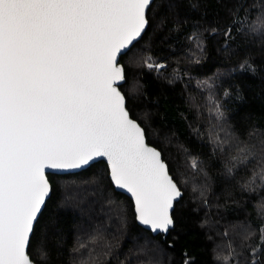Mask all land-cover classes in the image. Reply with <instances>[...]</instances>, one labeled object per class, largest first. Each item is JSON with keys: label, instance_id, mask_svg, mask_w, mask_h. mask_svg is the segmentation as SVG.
Returning a JSON list of instances; mask_svg holds the SVG:
<instances>
[{"label": "snow or ice", "instance_id": "1", "mask_svg": "<svg viewBox=\"0 0 264 264\" xmlns=\"http://www.w3.org/2000/svg\"><path fill=\"white\" fill-rule=\"evenodd\" d=\"M204 62L215 69L197 83L205 103L189 101L197 116L207 109L209 127L205 136L188 126L207 153L175 131L161 136L158 113L142 108L147 74L190 83L180 65ZM256 81L264 0H0V264L60 259V210L73 207L61 174L97 164L84 183L116 206L119 228L88 243L77 235L70 264H145L141 254L163 264L201 211L200 227L215 230L213 264H264V125L246 110ZM180 264L199 261L184 251Z\"/></svg>", "mask_w": 264, "mask_h": 264}, {"label": "trees", "instance_id": "2", "mask_svg": "<svg viewBox=\"0 0 264 264\" xmlns=\"http://www.w3.org/2000/svg\"><path fill=\"white\" fill-rule=\"evenodd\" d=\"M214 5V0H213ZM175 67V65H173ZM181 69L187 68L190 72L191 82L188 83V77L184 78L183 83L175 85H168L163 80H155L153 74H147L145 79L147 81V101L142 108L149 112H157L153 117L154 125L160 129L161 136L170 135L173 131L177 133V137L181 143L193 149V151H200L207 153L208 147H201V144H206L207 141H201L197 138L189 124L191 123L195 128H199L202 133H207L209 127L208 112L206 108H201V115L197 116L196 109L192 107L189 101V94L196 97V102L203 105L205 103L204 97L208 95L206 90L197 88V83L206 79L215 71L214 68L209 70L210 65L204 62L203 66L186 64L180 65ZM171 69H169L170 71ZM185 83L188 87L185 88ZM246 110L251 111L254 115V121L258 124L264 125V83L260 81L255 82V87L252 92V98L248 102ZM161 117L164 120L161 121ZM172 157L179 162V156L175 148H169ZM102 164H97L95 168H89L86 171L61 176L68 187L63 192L71 198L70 203L73 207L67 210L61 209L63 228L65 230L66 243L64 244V253L55 264H70L68 257L71 255V249L74 246L76 236L79 235L81 239L88 243L89 236L95 235V230L99 229L106 239H111L112 235L117 232L119 228V220L117 218V208L115 205H108L99 195H93L94 186L84 183L91 178L97 168L102 167ZM61 194L58 193V198ZM114 198L120 207L127 206L130 203L128 197L118 192H115ZM258 197L253 195L246 204L247 213L250 214L249 219L255 222L256 208L255 204ZM215 219L214 212L211 214ZM190 219L186 225V232L174 250H169L168 255L161 257L163 264H180L182 254L188 251L195 256L199 264H213L214 257V243L208 239L209 235L215 238V230L209 227H200V221L204 217V212L190 213ZM239 219L244 218L241 214ZM159 239V237H157ZM102 244V242H100ZM90 247L92 245H89ZM132 247V242L126 234L122 238L121 249L127 252L128 248ZM100 248L97 247V251ZM87 256V251H84V258ZM169 256L171 259L169 260ZM123 258V257H121ZM140 259L147 264L148 256L140 255ZM115 264V262H113Z\"/></svg>", "mask_w": 264, "mask_h": 264}, {"label": "water", "instance_id": "3", "mask_svg": "<svg viewBox=\"0 0 264 264\" xmlns=\"http://www.w3.org/2000/svg\"><path fill=\"white\" fill-rule=\"evenodd\" d=\"M87 169H89V168H87ZM87 169L75 170L73 173L61 174V176H63V175L77 174V173H80V172L86 171ZM117 192L120 193V194H123V195H125L126 197L129 198V194L123 193L122 190H117Z\"/></svg>", "mask_w": 264, "mask_h": 264}]
</instances>
